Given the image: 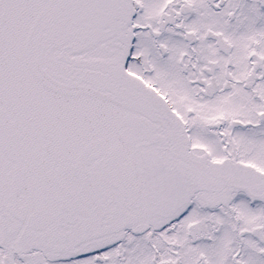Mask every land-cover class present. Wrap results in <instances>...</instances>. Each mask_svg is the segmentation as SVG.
Returning <instances> with one entry per match:
<instances>
[{
    "label": "snow or ice",
    "instance_id": "1",
    "mask_svg": "<svg viewBox=\"0 0 264 264\" xmlns=\"http://www.w3.org/2000/svg\"><path fill=\"white\" fill-rule=\"evenodd\" d=\"M0 264H264V0H0Z\"/></svg>",
    "mask_w": 264,
    "mask_h": 264
}]
</instances>
